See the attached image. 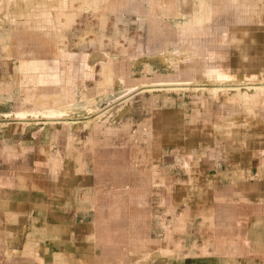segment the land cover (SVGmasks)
I'll return each instance as SVG.
<instances>
[{
	"label": "crops",
	"instance_id": "obj_1",
	"mask_svg": "<svg viewBox=\"0 0 264 264\" xmlns=\"http://www.w3.org/2000/svg\"><path fill=\"white\" fill-rule=\"evenodd\" d=\"M76 1L35 4L25 13L23 33L17 26L6 33L0 23V110L6 118L0 132V264H264V91L251 99L192 89L193 105L220 99L210 119L188 110L176 95L179 90L169 92L171 99L161 97L162 90L151 91L154 115L147 127L131 130L137 166L143 160L139 146L148 143L151 159L140 164L146 190L134 186L126 211L122 200L129 197L114 199L95 191L96 182L106 180L98 173L105 164L100 157L107 146L104 136L94 137L91 145L88 137L99 133L87 131L78 143L81 133L60 124L64 121L28 126L6 115L17 86L20 106L15 111L29 112L72 105L89 88L87 80L93 79L96 88L101 73L106 89L116 76L115 63L100 60V50L106 56L117 46L127 54L156 53L171 44L173 54L190 53L201 33L232 54L229 65L205 67L222 68L229 79L253 73L264 81V0H201V10L192 17L177 8L178 0H128L127 7L109 11L112 0L107 12L99 9L98 0H81L95 8L90 17L72 7ZM175 14L185 20L165 35L162 23ZM151 17L160 22L156 33L148 26ZM11 21V26L18 23ZM199 23L207 27L196 28ZM185 24L182 31L179 26ZM183 42L187 50L181 49ZM5 59L11 70L2 69ZM181 66L170 78L216 79L193 62L184 65L188 72ZM127 232L130 239L123 238ZM156 251L166 258L152 257Z\"/></svg>",
	"mask_w": 264,
	"mask_h": 264
},
{
	"label": "rangeland",
	"instance_id": "obj_2",
	"mask_svg": "<svg viewBox=\"0 0 264 264\" xmlns=\"http://www.w3.org/2000/svg\"><path fill=\"white\" fill-rule=\"evenodd\" d=\"M28 0H0V23L5 24L3 29L6 33H12L15 32L12 27H19L18 30L20 33H23L22 26H26V17L25 13L31 9L37 8L36 5L38 3H43L45 0H35L34 6L30 5L29 7H26V2ZM76 1L75 6H72L73 8H82L83 11H85V14L89 15L90 13L95 9L85 6L87 5L86 2H80ZM108 1L112 0H98L99 9L101 11L107 12L106 7ZM122 1V2H121ZM170 2V0H168ZM167 0H163V3H169ZM201 0H178L177 8H179L182 12H185L187 16H193L194 12L197 13L199 10H201L200 5ZM245 3L249 0H243ZM37 2V3H36ZM60 3L61 0H51L50 3L53 5ZM131 3V1L128 0H114V7L111 10H116L119 6L125 5L126 7ZM81 5V6H80ZM214 4H212L213 6ZM99 10V11H100ZM150 12H149V11ZM198 10V11H196ZM119 11V10H117ZM149 13L155 14L156 10L153 8H147L146 10ZM144 13V12H142ZM193 13V14H192ZM94 16H98V14L93 13ZM218 17L217 13H214V18ZM12 18L14 21H17L18 23L14 26H11L10 22H12ZM99 19V16L97 17ZM151 19L148 23V26H150V32L156 33L157 27L160 22H156ZM148 19V20H149ZM180 20H185L180 15L177 14L174 15V18H171L170 20L164 19L162 23V27L160 29H163L165 32V35L168 34L167 29H170L171 27H175L177 29V22ZM215 20V19H214ZM204 20H200L202 22ZM198 22V21H197ZM173 25V26H172ZM203 23H199L196 26V28L200 29L203 27H207V25H203ZM182 28V31L187 29V25L179 26ZM2 29V30H3ZM12 29V30H11ZM199 35V36H198ZM208 35L204 34H197L196 37H198L200 42H197L196 47H193L190 51V53L186 51H181L180 53L173 54L172 51L170 52L171 47H165L160 48L156 53H139L138 51H135L133 54L130 53H124L122 49L112 50L109 54V56H106V53L97 52L101 54L100 60H113L115 63L114 65V71L115 77L114 81L110 83L106 89V83H105V75L104 73H101L100 80L98 79L99 76H96V79L100 81L96 88H94V82L92 80H87V89L84 90L82 96H77L74 103L67 107H61V108H55L53 110L49 111H25V110H17V108L20 106V93L18 94V86L16 87V93H14V96H8V98L12 99L9 106V111L11 113H6L8 115V118H17L21 120H25L26 125L28 126H42L43 124L47 123L48 125L55 124L59 125V122H55L57 120L60 121H69V122H61L60 124H67L69 125V129L72 131L80 132V139L78 140V143L82 140L84 136L87 134V131H93V133H99V134H93L94 136L88 137L91 145L93 143L94 137H102L104 139V143L107 142V146L104 149V153L100 155L101 159L105 164H103V168L98 170V173H102V176H100L103 180L97 181L95 185V191L98 194L108 192L109 195H111V198L113 197L116 199L117 197H120L123 194L124 197H129L128 199L122 200L123 203H125L122 210L126 211L128 209V204L132 202L130 196L131 193H135L134 186L140 190H146L144 187L146 186V180L147 177L144 175H141V171L144 169L140 164H145V161L147 159H151L150 152L148 149V143L141 142V145L139 148L142 150L143 155L141 160V163L137 166L134 162V152L132 151V129L139 127L148 126V117L154 115V111H151V108L154 106L152 105L153 95L149 90H143V89H151V88H162L161 94L163 98L166 99V97L170 96V91H177L176 95H181L183 97V102H185V107H187L188 110H195L194 112L201 111L200 115L204 119H210V114L212 113L213 108H215L216 103H220V99L214 98L207 104H192V95L194 94L195 90H207L211 89L215 92H241V94L247 96L246 98H252L257 92H261L262 89H264V81L259 79H251L248 76L243 77L241 79H229L230 75L224 74L222 68L217 67L218 69H212L209 67H205V63L209 64H225L229 65L231 63L232 54L228 51L229 48L220 46L219 44L209 43V37ZM12 37H9L8 39H11ZM7 40V39H6ZM5 40V41H6ZM73 39L70 38L68 40V46L72 43ZM154 41V40H152ZM70 43V44H69ZM182 48H188V43L183 42L181 44ZM41 47H45V45H40ZM36 48V45H34ZM38 47V46H37ZM74 47V46H73ZM72 47V48H73ZM8 49H11V46H7ZM5 48V49H7ZM23 48V47H22ZM70 48V47H69ZM47 49V47H46ZM76 49V48H74ZM73 50V49H70ZM187 50V49H186ZM192 50H195L194 52ZM24 51V50H23ZM0 52L1 49H0ZM38 52V51H37ZM41 53L45 54V51H39ZM196 52V53H195ZM35 55V51L33 52ZM26 56L33 55L29 53H24ZM4 56V55H2ZM36 56V55H35ZM194 57L193 59L190 57ZM5 57V56H4ZM114 57V58H113ZM11 58V57H10ZM3 59V58H2ZM1 60V59H0ZM6 61H1L2 69L5 71L11 70V62L9 64L8 59H5ZM12 60V59H11ZM195 64L198 66V71L203 70L207 76L214 75L216 79L208 78L203 75H198V79H186V80H179V79H173L170 77H173L174 75L178 74L179 67L182 69V72H188L187 69H184L185 66H189L190 63ZM1 68V66H0ZM200 69V70H199ZM217 70V73L215 72ZM214 72L215 74H212ZM165 77L170 79H164L160 81H154L157 80V78ZM93 78V77H92ZM229 79V80H228ZM147 81H153L149 83H146L147 85H138L143 82ZM190 83H187L189 82ZM160 82V83H159ZM23 84V80L19 81V84ZM105 83V84H104ZM178 83V84H177ZM181 83V84H180ZM18 85V84H17ZM77 85V84H76ZM136 85L133 89V86ZM175 85H185L186 88L183 89H169L170 87H174ZM130 87L127 88V87ZM138 86V87H137ZM146 86V87H145ZM260 88H258V87ZM79 87V86H76ZM226 87V88H225ZM79 93H81L80 87ZM96 89V90H95ZM130 91V92H129ZM142 91H148V92H142ZM151 91H159V90H151ZM128 92V93H127ZM254 93V95H253ZM175 95V96H176ZM172 97H169L168 99H171ZM174 98V96H173ZM173 101V100H171ZM193 106V107H192ZM198 106V107H197ZM197 107V108H196ZM193 109V110H192ZM2 110H0V122L6 121L5 116L2 114ZM106 113V114H105ZM16 120V119H15ZM54 120V122H53ZM45 122V123H44ZM94 124H98L96 127ZM5 123H0V132L2 131V128H5ZM113 129L111 132L105 131L106 129ZM89 133V132H88ZM102 134V135H101ZM84 135V136H83ZM89 135H92L91 132ZM98 135V136H97ZM101 139V142H102ZM76 140V141H77ZM92 140V141H91ZM96 140V139H95ZM100 143V142H99ZM109 143V144H108ZM96 144V141H95ZM114 146V147H113ZM103 151V150H102ZM113 160H117L116 163H112ZM111 161V162H110ZM136 165V166H133ZM136 168V169H135ZM147 168V167H146ZM156 169V167H155ZM157 170L160 171V173L163 174V171L160 169V167H157ZM134 171H137L138 175H135L134 177ZM135 179V180H134ZM116 201L114 200V203ZM121 203V201H120ZM126 203H128L126 205ZM136 210V209H135ZM127 221V219L125 218ZM129 232L126 233V236L123 237L125 239H130ZM160 237V236H159ZM152 257L157 258H166L162 255L160 252H155L152 254ZM146 262L150 261V257L145 260Z\"/></svg>",
	"mask_w": 264,
	"mask_h": 264
},
{
	"label": "bare ground",
	"instance_id": "obj_3",
	"mask_svg": "<svg viewBox=\"0 0 264 264\" xmlns=\"http://www.w3.org/2000/svg\"><path fill=\"white\" fill-rule=\"evenodd\" d=\"M220 72H223L224 74H226L224 71H220ZM248 77L251 78V79H257V78L254 77L253 73L249 74ZM159 83H160V82H159ZM187 83H190V81L187 82ZM177 84H178V83H177ZM180 84H181V83H180ZM145 85H147V84H145ZM148 85H150V83H149ZM148 85H147V86H148ZM137 87H138V86H137ZM145 87H146V86H145ZM257 87H258V86H257ZM127 88L130 89V87H127ZM134 88H136V87L133 86V89H134ZM183 88H186L185 85H184V86H183V85H175L174 87H170V88H168L167 90H169V89H183ZM225 88H226V87H225ZM258 88H259V87H258ZM259 89H260V88H259ZM143 90H149V91L151 92V90H163V89H162V88H151V89H143ZM262 91H264V89H262L261 92H262ZM129 92H130V91H129ZM208 92H209V91H208ZM235 92H236V91H235ZM127 93H128V92H127ZM236 93H237V92H236ZM238 93L241 94V92H238ZM241 95L244 96V97H247V96H248V95L245 96V95H243V94H241ZM253 95H254V93H253ZM251 99H252V98H251ZM105 114H106V113H105Z\"/></svg>",
	"mask_w": 264,
	"mask_h": 264
}]
</instances>
